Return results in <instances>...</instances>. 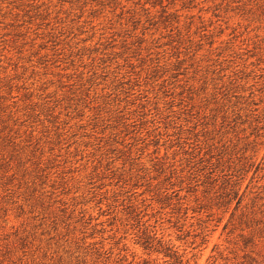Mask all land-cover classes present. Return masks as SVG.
<instances>
[{
	"label": "rangeland",
	"instance_id": "obj_1",
	"mask_svg": "<svg viewBox=\"0 0 264 264\" xmlns=\"http://www.w3.org/2000/svg\"><path fill=\"white\" fill-rule=\"evenodd\" d=\"M0 264H264V0H0Z\"/></svg>",
	"mask_w": 264,
	"mask_h": 264
}]
</instances>
